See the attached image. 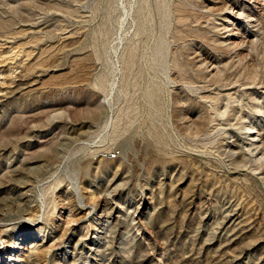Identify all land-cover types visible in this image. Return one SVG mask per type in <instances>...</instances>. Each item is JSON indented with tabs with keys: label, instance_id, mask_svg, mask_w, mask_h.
Returning <instances> with one entry per match:
<instances>
[{
	"label": "rangeland",
	"instance_id": "1",
	"mask_svg": "<svg viewBox=\"0 0 264 264\" xmlns=\"http://www.w3.org/2000/svg\"><path fill=\"white\" fill-rule=\"evenodd\" d=\"M253 1L0 0V264H264Z\"/></svg>",
	"mask_w": 264,
	"mask_h": 264
},
{
	"label": "bare ground",
	"instance_id": "2",
	"mask_svg": "<svg viewBox=\"0 0 264 264\" xmlns=\"http://www.w3.org/2000/svg\"><path fill=\"white\" fill-rule=\"evenodd\" d=\"M253 2H252V4L256 3L255 0ZM227 12L228 13L224 16L225 17L224 20L229 24H227V26H225V27H221L222 31H221L220 41L223 44H226L228 46H233V45H236L237 40L239 39L238 38L239 32L236 31L234 28H232V26H230V25H232V24L234 25L235 21H238L240 18H243V17L246 19L245 22L248 25H253L254 22L257 20H256L255 15H251V16H249V14L247 15L246 11L243 8L239 7L238 5L230 6L229 11H227ZM210 66H212V64ZM209 71L211 72L213 70H209ZM248 128L249 129L245 130L244 133L248 137V139L250 141V145L254 148V151L252 152V154H253V156H256V157L258 156V154L260 156V152H261L260 148L264 144V136L261 133L257 132L256 130H253L250 127H248ZM113 157H115V156H113ZM11 255L7 257V260L5 261V263L13 264V260L15 259V257L13 255L12 256Z\"/></svg>",
	"mask_w": 264,
	"mask_h": 264
},
{
	"label": "built area",
	"instance_id": "3",
	"mask_svg": "<svg viewBox=\"0 0 264 264\" xmlns=\"http://www.w3.org/2000/svg\"><path fill=\"white\" fill-rule=\"evenodd\" d=\"M117 152H112L109 157L112 158V156H116Z\"/></svg>",
	"mask_w": 264,
	"mask_h": 264
}]
</instances>
